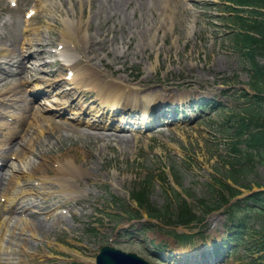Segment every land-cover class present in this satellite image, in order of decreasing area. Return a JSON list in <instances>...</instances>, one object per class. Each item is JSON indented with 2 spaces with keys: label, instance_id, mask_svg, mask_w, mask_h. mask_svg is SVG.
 Segmentation results:
<instances>
[{
  "label": "rangeland",
  "instance_id": "obj_1",
  "mask_svg": "<svg viewBox=\"0 0 264 264\" xmlns=\"http://www.w3.org/2000/svg\"><path fill=\"white\" fill-rule=\"evenodd\" d=\"M10 1L0 0V70L7 67L5 62L13 51L27 55L31 49L39 47L37 44H41L43 52L38 58L27 60L26 66L31 68L37 62L48 63L50 49L60 41L64 20L75 23L81 18L83 22L89 20L86 33H75L72 29L68 33L77 46L76 50L72 49L74 58L88 55L109 78H123L131 86L143 89L151 98L155 96L158 100L173 102L178 111L177 114L174 112L175 117H171V123V108L163 112L166 118L160 119V113L156 112L159 117L156 124L161 127L141 131L135 144L129 143L131 133L127 131L106 133L117 135L113 142L95 129L84 126L81 131L85 132L78 134L56 131L61 139L48 131L42 133L35 146L39 149L41 145V152L44 150L48 159L39 172L47 171L49 177L53 176L51 171L58 163L52 161L73 159L74 156L77 163L82 162L88 167V173L78 170L79 179L77 175L68 179V183L74 186V193L70 195L60 193L57 182L46 191L29 182L32 195H27L19 206L24 209L32 204L35 206L26 214L18 211L9 218L15 222L41 223L38 226L42 235L29 242L30 236L8 235V243L13 248L10 251L13 255L7 257L8 264H89L108 239H113L114 245L123 251H137L151 264H159L142 253L140 245L131 243L139 239L135 230L132 239L122 236L130 225L138 230L146 224H150L146 239L164 244L163 253L170 255L171 264H199L204 252L202 257L207 256L205 261L208 264H217L211 252L213 243L220 242L225 234L221 212L208 216L199 229L164 227L157 219L148 218L144 211H141L139 220L128 221L125 215L119 217L117 212L123 213L120 207L124 202L134 208L130 193L149 175L154 176L149 193L151 203L162 207L168 198L175 200L178 192L197 211L198 199L213 202L209 199L211 193L207 185H213L214 177L233 164L244 170L242 184L250 186L253 192L264 193V163L255 158L248 165L241 161L239 165L243 167L236 164L241 155L235 150L231 126L257 110L264 113V102L259 105L251 97L254 91L250 87V66L230 40L231 25L224 14V7L229 3L225 0H130L120 13L115 14L111 11L113 4L107 10L103 8L109 0H102L100 7L97 0H90V6L89 0H16L15 7H11ZM32 8L35 14L29 19L24 18V13ZM27 38L30 42L25 49L22 43ZM260 62L264 63V60ZM45 69L57 71L54 76L46 78L64 77V71L57 65L49 64ZM27 72L24 76L30 77L29 73L32 76L33 72ZM2 75L0 73V77ZM11 78H6L5 82ZM7 86L0 87V99L9 100L12 94L26 97L28 101L33 100L35 107L49 110L50 114L44 113V116L57 115L45 105L46 100L57 94V87L48 89L49 97L34 98L36 90L32 91V83L3 95ZM31 92L34 94L29 96ZM83 94L73 90L60 98L71 100L78 96V102ZM213 99L220 101L223 109L199 116V101ZM1 106L6 108L7 114L17 108V105ZM6 118L0 117V121L9 122ZM60 120L75 124L76 118L72 112L66 111L60 115ZM20 136L29 138L23 133ZM12 158H9L8 165L13 163L15 169L28 161L41 162L32 155L18 163ZM13 171L4 163L3 188L13 180ZM236 188L242 195L251 192L243 186ZM2 193L4 191H0V195ZM183 232L199 235L190 244L182 245L178 243V235ZM257 255L253 256V263L246 258L230 256L219 264H264V256ZM4 256L7 255L2 256L3 260Z\"/></svg>",
  "mask_w": 264,
  "mask_h": 264
},
{
  "label": "bare ground",
  "instance_id": "obj_2",
  "mask_svg": "<svg viewBox=\"0 0 264 264\" xmlns=\"http://www.w3.org/2000/svg\"><path fill=\"white\" fill-rule=\"evenodd\" d=\"M130 0H109V2H106V4L103 6L104 10H107L109 5L113 4L114 9H111L113 13H120L119 11L121 8H123L126 4H128ZM97 3L99 4V7L103 5L102 0H97ZM91 1H88V5L90 6ZM124 4V5H123ZM111 7V6H110ZM89 20L82 21L81 18L77 20V22H73L70 20H64V28L60 31V37L62 42L60 44L64 45L63 50L61 51V54H63L69 61V65L66 66L68 68V71L70 72V75L72 76L69 80L68 84H70V87L65 84L63 81V78H60L58 80L54 79H47L43 78L41 76V81L43 82L44 88H50L51 86L55 85L58 86V91L67 90L68 92H71L73 89H80V90H90L94 91L95 95H81L79 98V101H77L76 98H73L71 102L63 101V99L59 100L56 99L55 104L57 106H61L62 108L58 111H61L62 109H66L68 112H72V114H75L79 117V120L76 121L75 124L65 123L64 121L57 119L58 116H42L37 114H32V108L33 106H29L28 104H23L21 108L19 109V113H15L14 115H8L9 117L13 118L12 124H7L4 122H0V157L3 160L8 159L11 157V155H15L16 161L23 162L26 157L32 155L35 158L41 160V162H34V161H28L25 163V165L20 166L19 169H15L13 173H20L16 174L13 177V182L9 184L10 188L13 189L12 191L6 190L5 194L1 197H5V201L3 204H0V264H8L9 259H5L4 262L2 261V256L4 254L5 250V239L7 233L15 235V231H19L20 234L25 236H30V239H25L27 242L31 241V237L34 238H40V235H42L41 230L38 225H42L41 223H25L19 222V223H12L11 219L8 218V215L10 213L15 212L14 206L11 208V204H15L16 202V195H14V191L17 188H21L22 191H24L25 187H28L29 182L33 183L35 181L39 182L40 189H43L44 191L50 189V186L57 182L58 191L60 193H63L65 195H70L71 193H74V186L70 183H68L66 180L71 179L75 177V175L78 174V170H82L84 174L86 172L88 173V167H85L84 163L76 162L77 157L73 156V159L70 158H61L55 159L52 161L53 163H58L59 165L56 166L55 170H52L53 176L48 175V172H39L41 170V166L43 163L47 162L46 155L43 152H41L42 146L40 145V148H36V143L42 133L45 131L51 132V134L54 137H57L58 139H61V136L56 132L60 130H64L65 132H72L74 134L83 133L85 131H81V125L84 127H89L91 129L96 130H108L113 129L119 131L120 128L121 131H132V138L130 137L129 143L135 144L136 140L139 138L140 129L144 126V124L149 123L150 119L149 117L146 119L145 115L147 116L150 114V110H153V107L157 105L159 102L163 103L166 99H159L157 97L151 98V96L148 93H144V90L141 89L138 86H130L128 84V81L123 78H109L106 76V73L103 69H101L99 66H97L95 63H92V58L88 55L83 56L79 60L76 59L73 61L69 57V47L67 48V44L69 45L72 43L71 37L68 35V33H71L70 30H75V33H81V31H86L89 29ZM75 26V27H74ZM115 26V25H113ZM108 33V32H106ZM111 33V32H110ZM29 40H26V44H28ZM37 48H33L29 51L28 55L22 54L20 51L16 52L13 51L9 57L10 62H7V64L10 67H14V70H5L3 71V75L0 77V87H3L5 84L8 85L3 90L4 94H10L13 93L17 87H21L25 84H27L32 78H23L24 74L27 72L28 68L25 65V62L28 58L35 57L37 58L43 50H41V44H37ZM45 64L43 62L37 63L35 67H32L30 70L33 72H37L40 75L42 73H45L44 67ZM9 74L10 77H12L11 81L5 82L6 75ZM46 74V73H45ZM23 80L21 81V77ZM70 77V76H69ZM62 82V83H61ZM61 83V84H60ZM60 84V85H59ZM38 87V85H35L33 90ZM129 90H126V89ZM32 93V92H31ZM86 94V93H85ZM30 95V94H29ZM59 96H64V93L61 92ZM76 99V101H75ZM83 99V102H80V100ZM75 101V103H74ZM14 104V103H13ZM67 105V106H66ZM86 105V106H84ZM132 106L135 110L138 108V110L141 112V120L140 124L142 125H134L132 127H116L112 124V118L111 115L115 111H125L127 106ZM66 106V107H65ZM85 108H88V111L85 110ZM133 109V110H134ZM2 109H0L1 112ZM72 110V111H71ZM106 110V111H105ZM36 111L40 112L43 111L41 109L36 108ZM111 111V115L109 112ZM122 112V113H123ZM89 115L91 119H98L99 121H103L100 123V126H95L94 124L90 123V121H86L84 116ZM83 116V117H82ZM121 120V119H120ZM119 120V121H120ZM153 121V120H151ZM13 125V126H12ZM147 126H150L147 125ZM157 129L159 127H156ZM24 133L25 136H29L28 139L25 137L19 138V134ZM99 135H102L104 137H116V135H106L104 133H98ZM32 135V136H31ZM118 137H124L121 135H118ZM107 141V139H106ZM50 145L54 146L55 144L48 141ZM16 146H19L16 147ZM51 149V147H49ZM12 152V153H11ZM15 152V153H13ZM8 153V155H7ZM11 153V155H10ZM83 154V152H81ZM0 160V161H3ZM9 163L7 161L6 165ZM3 167V165H2ZM14 167L12 164L8 165V168ZM45 170H50L46 168ZM5 181V174H0V189L3 187ZM32 189H28V192H26V195L31 194ZM20 197V199H22ZM17 205V204H16ZM24 212V211H22ZM21 212V213H22ZM43 228V227H42ZM8 244V243H7ZM27 245V244H26ZM25 245V246H26ZM12 254V253H8Z\"/></svg>",
  "mask_w": 264,
  "mask_h": 264
},
{
  "label": "trees",
  "instance_id": "obj_3",
  "mask_svg": "<svg viewBox=\"0 0 264 264\" xmlns=\"http://www.w3.org/2000/svg\"><path fill=\"white\" fill-rule=\"evenodd\" d=\"M229 1L233 4L229 8L233 12V15L228 17L233 28L229 37L234 49L250 66V87L255 92L251 97L260 105L264 102V85H262L264 63L260 62L261 59L264 60V0ZM243 95L248 96L246 92H243ZM263 116L264 113L257 110L255 114L231 126L235 150L241 155L236 164L239 165L244 161V164L248 165L255 158H259V161L264 163ZM243 172L242 168H235L233 164L223 173H219L218 177H214L213 185H207L211 193L209 199H213V202L198 200L201 216L195 214L190 204L178 194L175 195L174 202L168 198V202L162 207L150 203L151 175L133 188L131 198L136 202L139 211L143 210L149 217L171 226L200 223L207 214L223 208L227 222L234 231L228 234L227 238L232 241L240 240L250 257L262 253L263 255L260 256L262 258L264 256V193L254 192L242 200L228 204L231 198L240 194V191L226 180L230 179L233 185L251 189L250 186L242 184ZM138 210L134 214L139 213ZM251 224L253 226L250 227Z\"/></svg>",
  "mask_w": 264,
  "mask_h": 264
},
{
  "label": "water",
  "instance_id": "obj_4",
  "mask_svg": "<svg viewBox=\"0 0 264 264\" xmlns=\"http://www.w3.org/2000/svg\"><path fill=\"white\" fill-rule=\"evenodd\" d=\"M96 264H146L133 254H125L113 248L103 247L96 258Z\"/></svg>",
  "mask_w": 264,
  "mask_h": 264
}]
</instances>
